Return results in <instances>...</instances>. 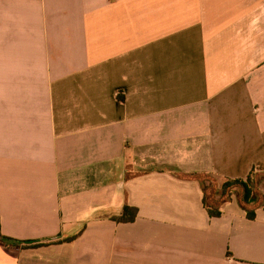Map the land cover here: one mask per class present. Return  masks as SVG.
Listing matches in <instances>:
<instances>
[{
  "label": "crops",
  "instance_id": "0c3cea01",
  "mask_svg": "<svg viewBox=\"0 0 264 264\" xmlns=\"http://www.w3.org/2000/svg\"><path fill=\"white\" fill-rule=\"evenodd\" d=\"M250 172L264 0H0V233L43 244L0 264H264V207L193 177Z\"/></svg>",
  "mask_w": 264,
  "mask_h": 264
},
{
  "label": "trees",
  "instance_id": "16d2710c",
  "mask_svg": "<svg viewBox=\"0 0 264 264\" xmlns=\"http://www.w3.org/2000/svg\"><path fill=\"white\" fill-rule=\"evenodd\" d=\"M260 173L250 172L245 179H219L212 174H200L194 175L193 177L198 180L202 188V203L203 206L210 217H218L221 214V206L227 202L232 195L236 198L238 203L246 208V215L248 218L254 217V208L264 207V197L261 200H258L256 196V186L255 184L260 179ZM207 180H211L212 184H208ZM232 185H239L241 188V193L234 194L230 190ZM211 192L217 195V198L211 196ZM248 206V209H247ZM252 208V209H249ZM136 217V208L124 205L121 209V212L118 215H113L110 217L112 221L115 222H132ZM72 238H67L63 240H71ZM0 241L9 244L19 242L22 248H34L41 246V243L34 242H25V241H16L10 237L1 235ZM59 242V240L57 241Z\"/></svg>",
  "mask_w": 264,
  "mask_h": 264
},
{
  "label": "rangeland",
  "instance_id": "374dc122",
  "mask_svg": "<svg viewBox=\"0 0 264 264\" xmlns=\"http://www.w3.org/2000/svg\"><path fill=\"white\" fill-rule=\"evenodd\" d=\"M10 92H12V91H10ZM13 92H15V91H13ZM259 177H260V179L255 184V186H256L255 193H256V196H257L258 200H261L264 197V174H260ZM207 182H208V184H212L213 183V181L211 183V180H207ZM230 190L232 192H234V194L241 193V188H240L239 185H232V187L230 188ZM211 196L214 197V198L215 197L217 198V195L216 194H213L212 192H211Z\"/></svg>",
  "mask_w": 264,
  "mask_h": 264
}]
</instances>
